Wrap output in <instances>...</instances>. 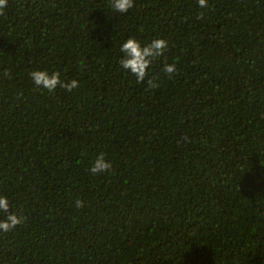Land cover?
<instances>
[{"label":"trees","instance_id":"16d2710c","mask_svg":"<svg viewBox=\"0 0 264 264\" xmlns=\"http://www.w3.org/2000/svg\"><path fill=\"white\" fill-rule=\"evenodd\" d=\"M129 36L167 41L142 83ZM0 196V264H264V0H7Z\"/></svg>","mask_w":264,"mask_h":264},{"label":"clouds","instance_id":"9594fccd","mask_svg":"<svg viewBox=\"0 0 264 264\" xmlns=\"http://www.w3.org/2000/svg\"><path fill=\"white\" fill-rule=\"evenodd\" d=\"M7 5V0H0V14ZM198 6L208 8V0H198ZM134 7V0H111V8L121 14H125L129 9ZM199 18H203L202 15ZM167 48V41L161 38L152 40L148 45L141 46L139 41L132 36H129L122 43L120 51L123 57L120 59V66L125 71H129L135 76L137 83H142L148 76V69L152 60L164 54ZM165 74L169 77L174 75L178 70L175 63H165L163 68ZM30 77L37 87L54 92L57 87L64 88L67 91H72L79 86L78 81H62L59 72L49 73L43 70H36L30 73ZM149 87H159L155 80H148ZM111 162L108 161L103 153H100L92 163L89 169L92 174H100L111 169ZM77 207H83V201H76ZM0 213L5 215V218L0 220V232L8 233L15 229L18 225L24 223V219L10 211V205L6 196H0Z\"/></svg>","mask_w":264,"mask_h":264}]
</instances>
